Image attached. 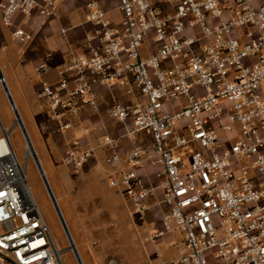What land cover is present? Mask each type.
I'll return each mask as SVG.
<instances>
[{
	"label": "built area",
	"instance_id": "2783aa9c",
	"mask_svg": "<svg viewBox=\"0 0 264 264\" xmlns=\"http://www.w3.org/2000/svg\"><path fill=\"white\" fill-rule=\"evenodd\" d=\"M64 1L0 0L2 24L29 42L31 33L14 25V16L49 18ZM118 7L115 25L95 1L85 4L93 25L85 36L88 51L75 54L59 80L39 91L51 119L58 130L69 129L83 108L98 109L96 85H125L130 74L145 100L116 102L109 114L130 121L123 135L131 139L149 131L152 145L133 146L127 168L108 176L129 215L141 218L149 209L145 201L154 188L140 172L148 155L160 168L169 210L146 239L180 231L179 256L171 264H264V0H119ZM48 69L46 61L37 65ZM0 128V264H62L63 250L26 180V161L38 160L36 152L24 135L21 164L10 131L1 122ZM118 140L102 138L113 150L109 164L119 162ZM191 144L190 155L175 153ZM90 157L74 142L62 163L78 172Z\"/></svg>",
	"mask_w": 264,
	"mask_h": 264
},
{
	"label": "crops",
	"instance_id": "0c3cea01",
	"mask_svg": "<svg viewBox=\"0 0 264 264\" xmlns=\"http://www.w3.org/2000/svg\"><path fill=\"white\" fill-rule=\"evenodd\" d=\"M88 1L68 0L60 2L57 5L55 14L49 18H43L36 13L27 17L16 14L13 18L14 25H18L31 33L32 39L29 42L21 43L12 35V28L5 26L7 36L0 37L2 38L0 45L3 48H8L10 53L14 55L13 64L18 70L24 95L32 108L34 117L51 153L62 162L64 150L74 142L81 149L91 151L89 161L80 171H73L64 165L66 182L70 184L78 183L79 188L82 184L85 190L76 189L70 195L73 203L76 202L75 205L81 203L80 194L84 191L87 192L89 199L101 200L106 210L110 214H114L115 218L126 220V214L128 213V216H130L129 212L126 213L128 204L115 189L109 186L108 176H119L121 171L127 168L126 156L133 146L139 145L142 148L150 149L152 145L151 134L147 133L146 130L137 132L134 139L123 135L126 129L130 127V121L121 123L109 114L110 107L116 102L130 103L145 100L134 84L132 76L126 74L127 83L125 85L118 83H113L110 86L96 85L98 109L95 111L90 107L83 108L77 115L70 118L72 126L67 130L57 129L55 122L50 117L51 111L46 101L39 96L43 83H56L60 78V72L68 65L72 57L75 54L88 51L85 36L87 32L93 29V25L85 18V4ZM93 1L107 13V16L113 20L115 25L120 21L122 15L118 7L119 0ZM42 61H46L49 65L47 71L40 72L37 70V65ZM67 75H70V73H67ZM3 78L6 84V79L4 76ZM105 136L119 137L115 147V151L119 156L118 163L109 164L105 160L107 156L113 153L112 149L102 144V138ZM27 137L30 140L28 134ZM159 169L150 156H143L140 172L143 174L145 182L152 186L154 191L145 201L149 209L144 216L141 218L130 216L131 220H134V222L140 221L142 225L149 226L152 224L153 229L161 226L162 217L167 213L166 206L162 203L164 195L159 185L163 177L158 176ZM68 172L72 174L69 175L70 177L66 175ZM147 232L145 235L143 234L144 238ZM139 234L141 235V233ZM177 234L178 230H173L155 242L146 240L147 245L152 249L156 264H166L161 252L163 247H166L171 256V260L167 264H171L178 258L177 244L182 242V233L181 236L178 234V237Z\"/></svg>",
	"mask_w": 264,
	"mask_h": 264
},
{
	"label": "rangeland",
	"instance_id": "374dc122",
	"mask_svg": "<svg viewBox=\"0 0 264 264\" xmlns=\"http://www.w3.org/2000/svg\"><path fill=\"white\" fill-rule=\"evenodd\" d=\"M6 36L7 28L2 24L0 11V37ZM2 38H0V42ZM146 47L151 50L155 48V44L152 41H148ZM13 58L14 55L10 53L9 49L0 45L1 73L6 79V86L37 153L41 168L45 173L61 217L74 242L82 264H156L152 249L146 242L149 232L154 227L152 224L145 226L140 221L134 222L128 216V210L126 211V220L117 219L113 216L114 214L112 215L106 210L101 200L89 199L87 192H84L82 184L79 188L78 183L70 184L66 182L64 164L49 149L34 117L32 108L24 95L18 70L13 64ZM0 122L6 130L10 131L9 141L11 147L18 161L23 164L26 148L25 136L20 125L15 123L14 110L1 83ZM146 132L150 133L149 131ZM0 135H2L1 128ZM195 149L196 146L191 144L187 150L177 149L175 153L186 156L190 155ZM66 175L72 174L68 172ZM26 180L44 216L55 246L59 250H63L61 254L62 264H79L76 254L69 248L68 234L44 184L38 164L33 157H28L26 161ZM76 189L84 190L80 194L82 201L77 205H75L76 202L73 203L70 196ZM162 203L166 206L165 210L167 212L169 206L164 201V196L162 197ZM146 232L147 235L144 238ZM178 234L181 236L180 231H178ZM178 234L176 235L177 237ZM161 252L167 264L171 260V256L166 247H163Z\"/></svg>",
	"mask_w": 264,
	"mask_h": 264
},
{
	"label": "water",
	"instance_id": "95a60500",
	"mask_svg": "<svg viewBox=\"0 0 264 264\" xmlns=\"http://www.w3.org/2000/svg\"><path fill=\"white\" fill-rule=\"evenodd\" d=\"M0 79L3 80V75H2V73H1V70H0ZM2 86H3L4 91H5V93H6L7 97H8V100H9L10 105H11V107H12L13 110H14L15 117L19 119V121H20V127H21V129H22L24 135L27 136V134H26V130H25L24 126H23V123H22V121H21V118H20V116H19V113H18V111H17V109H16V107H15V105H14V102H13V100H12V98H11V95H10V93H9V90H8V88H7L6 84H5V82L2 83ZM36 162H37L38 166L40 167L39 162H38L37 159H36ZM39 170H40V168H39ZM40 171H41V170H40ZM41 176H42V179H43V181H44V184H45V186H46V188H47V190H48V192H49V195L51 196V199H52V201H53L55 207L57 208V211H58V213H59V215H60L61 221H62V223H63V225H64L65 231H66L67 234H68L69 241L73 244L72 239H71V237H70V235H69V233H68V230H67V228H66V225H65V223H64V220H63L62 217H61V213H60V211H59V209H58L57 203H56V201H55V198H54V196H53V192H52V190H51V188H50V186H49V183H48L46 177H45L43 174H42ZM73 247H74V245H73ZM73 251H74V253L76 254V257H77V260H78L79 264H82L81 259L79 258V255H78L77 250L75 249V247L73 248Z\"/></svg>",
	"mask_w": 264,
	"mask_h": 264
},
{
	"label": "bare ground",
	"instance_id": "6f19581e",
	"mask_svg": "<svg viewBox=\"0 0 264 264\" xmlns=\"http://www.w3.org/2000/svg\"><path fill=\"white\" fill-rule=\"evenodd\" d=\"M17 122H19V119L16 121V123ZM7 149H9V147H7ZM31 151H32V153L34 154V151L32 150V148H31ZM73 244H74V242H73ZM75 246V245H74Z\"/></svg>",
	"mask_w": 264,
	"mask_h": 264
}]
</instances>
